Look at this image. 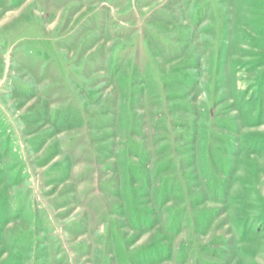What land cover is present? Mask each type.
<instances>
[{
	"label": "rangeland",
	"instance_id": "obj_1",
	"mask_svg": "<svg viewBox=\"0 0 264 264\" xmlns=\"http://www.w3.org/2000/svg\"><path fill=\"white\" fill-rule=\"evenodd\" d=\"M0 264H264V0H0Z\"/></svg>",
	"mask_w": 264,
	"mask_h": 264
}]
</instances>
